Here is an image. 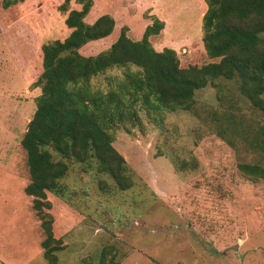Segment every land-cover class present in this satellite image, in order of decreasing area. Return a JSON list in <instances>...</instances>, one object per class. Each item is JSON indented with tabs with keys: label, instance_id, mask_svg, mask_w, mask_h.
Wrapping results in <instances>:
<instances>
[{
	"label": "rangeland",
	"instance_id": "374dc122",
	"mask_svg": "<svg viewBox=\"0 0 264 264\" xmlns=\"http://www.w3.org/2000/svg\"><path fill=\"white\" fill-rule=\"evenodd\" d=\"M58 1L0 7V264H47L31 197L23 192L28 176L19 140L38 94L29 84L39 74V45L66 31ZM201 6V0H92L85 20L107 13L116 24L113 37L122 25L132 37L156 17L185 65L200 62L183 43L202 34ZM98 43L79 52L105 46ZM126 69L136 70L114 67L89 84L105 92ZM215 83L195 90L197 115L136 106L140 122L115 129L111 144L125 161L129 188L117 189L93 160L68 162L63 197L47 193L63 245L58 264H96L101 250L116 264H264V179L237 170L238 163L264 166V110L239 93L238 78ZM219 127L230 143L216 134Z\"/></svg>",
	"mask_w": 264,
	"mask_h": 264
},
{
	"label": "trees",
	"instance_id": "16d2710c",
	"mask_svg": "<svg viewBox=\"0 0 264 264\" xmlns=\"http://www.w3.org/2000/svg\"><path fill=\"white\" fill-rule=\"evenodd\" d=\"M22 1L0 0V7ZM201 1L202 34L183 43L198 54L200 62L185 65L177 56L178 47L160 35L162 20L153 18L132 37L122 25L113 37L111 15L102 13L85 20L92 0L58 1L56 11L62 15L66 31L39 45L35 59L39 74L29 84L38 94L19 140L28 176L23 192L31 197V209L43 236L39 246L47 264H58L56 252L63 248L47 193L63 197L60 179L68 162L93 160L96 171L106 173L117 189L131 186L125 161L111 142L122 122H140L136 106L146 112L181 109L197 115L195 90L207 84L216 86L217 79L236 77L239 93L253 107L264 110V0ZM91 42L105 46L81 54L79 50ZM128 65L136 70L123 71L122 80H112L110 89L91 88L92 77ZM216 134L225 138L221 127ZM237 170L264 179V166L259 164L238 163ZM105 252L100 251L96 264H116L112 256L106 259Z\"/></svg>",
	"mask_w": 264,
	"mask_h": 264
},
{
	"label": "crops",
	"instance_id": "0c3cea01",
	"mask_svg": "<svg viewBox=\"0 0 264 264\" xmlns=\"http://www.w3.org/2000/svg\"><path fill=\"white\" fill-rule=\"evenodd\" d=\"M143 25L145 26V25H147V23L145 22L144 24H142V26H141V28L139 29V31H141V30L143 29ZM115 26H116V24H115ZM115 26H114L113 32L116 31V30H115ZM117 26H118V24H117ZM170 42H171L170 44H172L173 46L175 45L173 41L170 40ZM174 47H178V46L175 45ZM0 239H1V238H0ZM33 240H35V239H32L30 242H32ZM39 242H40V241H39ZM1 249H2V245H1V243H0V252H1ZM37 250H38V248H37ZM41 253H42V249H41ZM3 261H5V259H3V257L0 256V263H3Z\"/></svg>",
	"mask_w": 264,
	"mask_h": 264
}]
</instances>
